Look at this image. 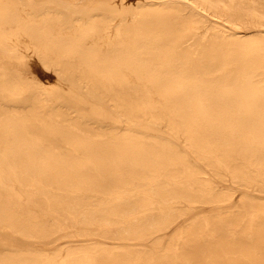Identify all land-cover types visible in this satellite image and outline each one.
Segmentation results:
<instances>
[{"label": "bare ground", "instance_id": "obj_1", "mask_svg": "<svg viewBox=\"0 0 264 264\" xmlns=\"http://www.w3.org/2000/svg\"><path fill=\"white\" fill-rule=\"evenodd\" d=\"M0 264H264V0H0Z\"/></svg>", "mask_w": 264, "mask_h": 264}, {"label": "rangeland", "instance_id": "obj_2", "mask_svg": "<svg viewBox=\"0 0 264 264\" xmlns=\"http://www.w3.org/2000/svg\"><path fill=\"white\" fill-rule=\"evenodd\" d=\"M120 1V0H117ZM125 5H130L131 3H134L135 0H123ZM29 61L24 60L23 61V67L25 69V71L33 76L34 78H36L40 83L45 84V85H54V76H52L50 73H47L45 71H42L37 65L36 66H30L29 65ZM47 75L48 78H47ZM52 80H51V79ZM49 82V83H48ZM216 184H218V186L220 187H227L230 188L233 192H234V196L235 198H238L241 194H246V195H254V196H259L257 193L251 192V191H246L244 188L242 187H238L236 185H232L230 182H226L223 180H218L216 178H214ZM200 209H205V210H199V211H203L201 213H204L207 211V207L206 206H202L199 205ZM77 237L75 236V233H71L68 236L61 234H58L55 241H54V246H62L67 242H70L72 240H76ZM92 240L94 241H98L100 239L98 238H92ZM2 244L9 248V249H20V250H33L36 246L34 244H32L31 242H27L25 240H12V239H2Z\"/></svg>", "mask_w": 264, "mask_h": 264}]
</instances>
